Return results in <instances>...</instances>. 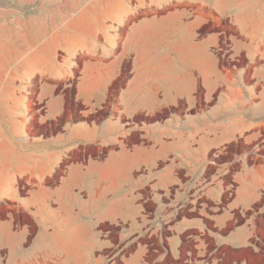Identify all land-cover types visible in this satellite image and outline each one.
<instances>
[{"label": "crops", "instance_id": "1", "mask_svg": "<svg viewBox=\"0 0 264 264\" xmlns=\"http://www.w3.org/2000/svg\"><path fill=\"white\" fill-rule=\"evenodd\" d=\"M173 1L91 0L19 47L0 91V264H264V155L202 184L231 144L264 147L247 103L264 94L220 92L217 38L156 12Z\"/></svg>", "mask_w": 264, "mask_h": 264}, {"label": "rangeland", "instance_id": "2", "mask_svg": "<svg viewBox=\"0 0 264 264\" xmlns=\"http://www.w3.org/2000/svg\"><path fill=\"white\" fill-rule=\"evenodd\" d=\"M90 1L0 0V91L3 89L5 79L13 75L12 67L18 65L19 47L26 41L31 44L35 41L34 28L41 30L42 36L45 37L52 26L59 24L76 8L83 7ZM175 8H184L191 16L202 19L203 24L198 29L199 37L217 38L216 49L220 56V66L232 78V81L220 88V92L234 96L264 94V0L173 1L156 12ZM244 50L247 52L244 53ZM244 103L245 101H240L239 104ZM247 103L260 106L253 111L255 116L264 111L262 100H250ZM78 109L77 106H72L75 117ZM161 117L160 115L159 118ZM262 136L264 128L261 129V137L257 134L255 141L261 140ZM240 141L224 149L214 164L206 166L203 172V186L217 168L224 179V184H228L230 175L237 165L227 163L237 154L249 151L264 155V147L258 148L253 142L249 146L243 145ZM120 247V244H112L106 252L113 254ZM128 251L130 246L121 253L125 254Z\"/></svg>", "mask_w": 264, "mask_h": 264}, {"label": "trees", "instance_id": "3", "mask_svg": "<svg viewBox=\"0 0 264 264\" xmlns=\"http://www.w3.org/2000/svg\"><path fill=\"white\" fill-rule=\"evenodd\" d=\"M198 36H200V34L198 33Z\"/></svg>", "mask_w": 264, "mask_h": 264}]
</instances>
